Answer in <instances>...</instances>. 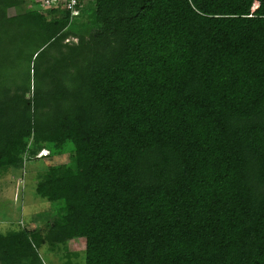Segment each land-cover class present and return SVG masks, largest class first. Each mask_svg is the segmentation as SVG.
I'll list each match as a JSON object with an SVG mask.
<instances>
[{
  "label": "trees",
  "instance_id": "16d2710c",
  "mask_svg": "<svg viewBox=\"0 0 264 264\" xmlns=\"http://www.w3.org/2000/svg\"><path fill=\"white\" fill-rule=\"evenodd\" d=\"M25 1L0 0V169L70 161L0 264H264V0Z\"/></svg>",
  "mask_w": 264,
  "mask_h": 264
},
{
  "label": "rangeland",
  "instance_id": "374dc122",
  "mask_svg": "<svg viewBox=\"0 0 264 264\" xmlns=\"http://www.w3.org/2000/svg\"><path fill=\"white\" fill-rule=\"evenodd\" d=\"M38 1L26 0L25 8L40 9L42 11L40 4V7L37 5ZM19 12H23V10H8L9 15ZM45 12L42 11L47 15ZM77 26L78 24L68 28L72 36L65 42H77L75 36L80 32ZM42 153L40 152V154ZM44 156L37 155L34 158L26 159L23 166L18 169H0V233L5 234L8 231L22 229L28 231L42 230L46 222L53 220L52 205L36 196V184L40 174L50 166L68 163L70 158L69 155L53 158ZM67 249L71 253L79 252L78 257L72 258L73 264H83V240L68 242ZM39 251L46 264H65L64 252L60 248L51 252L47 247H43Z\"/></svg>",
  "mask_w": 264,
  "mask_h": 264
},
{
  "label": "built area",
  "instance_id": "2783aa9c",
  "mask_svg": "<svg viewBox=\"0 0 264 264\" xmlns=\"http://www.w3.org/2000/svg\"><path fill=\"white\" fill-rule=\"evenodd\" d=\"M89 0H39L43 11L45 10H67L71 17L79 15V8Z\"/></svg>",
  "mask_w": 264,
  "mask_h": 264
},
{
  "label": "clouds",
  "instance_id": "9594fccd",
  "mask_svg": "<svg viewBox=\"0 0 264 264\" xmlns=\"http://www.w3.org/2000/svg\"><path fill=\"white\" fill-rule=\"evenodd\" d=\"M42 152H45V155H47V154H48V152H47V151H42ZM46 152H47V154H46ZM39 155H41V154H39Z\"/></svg>",
  "mask_w": 264,
  "mask_h": 264
},
{
  "label": "bare ground",
  "instance_id": "6f19581e",
  "mask_svg": "<svg viewBox=\"0 0 264 264\" xmlns=\"http://www.w3.org/2000/svg\"><path fill=\"white\" fill-rule=\"evenodd\" d=\"M44 153H45V152L42 153L43 156L45 155Z\"/></svg>",
  "mask_w": 264,
  "mask_h": 264
},
{
  "label": "water",
  "instance_id": "95a60500",
  "mask_svg": "<svg viewBox=\"0 0 264 264\" xmlns=\"http://www.w3.org/2000/svg\"><path fill=\"white\" fill-rule=\"evenodd\" d=\"M29 96V94H26V97H28Z\"/></svg>",
  "mask_w": 264,
  "mask_h": 264
}]
</instances>
